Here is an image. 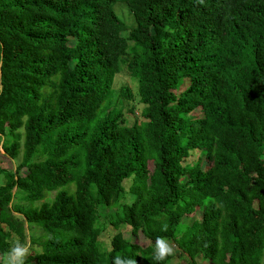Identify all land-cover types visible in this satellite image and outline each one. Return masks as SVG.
I'll use <instances>...</instances> for the list:
<instances>
[{
	"label": "trees",
	"instance_id": "16d2710c",
	"mask_svg": "<svg viewBox=\"0 0 264 264\" xmlns=\"http://www.w3.org/2000/svg\"><path fill=\"white\" fill-rule=\"evenodd\" d=\"M122 68L137 115L126 85L113 101ZM0 134L25 170L3 174L0 258L26 224L45 236L25 264H157V237L190 264H264V0H0Z\"/></svg>",
	"mask_w": 264,
	"mask_h": 264
},
{
	"label": "rangeland",
	"instance_id": "374dc122",
	"mask_svg": "<svg viewBox=\"0 0 264 264\" xmlns=\"http://www.w3.org/2000/svg\"><path fill=\"white\" fill-rule=\"evenodd\" d=\"M112 10H113L114 14L121 21H123L125 24H127L129 26H132V24L130 23L132 20V16L128 12L127 7L123 3L116 2L113 5ZM122 85H126L130 89L131 94L133 95V101H131V102L130 101H123L122 102V108H123V110H128L129 108H132L134 111V114L137 115L140 105L136 101L137 100V97L135 96L136 85H135L134 81L131 80V78L128 76V74L125 72V70L123 68L121 69L120 73H118L114 76L113 81H112V88L114 90L113 91V96H114L113 101H115V96L118 95L117 91H118L119 87ZM185 86H186V82H184L182 84L180 90H183ZM195 113L196 114L193 116L199 117L200 113H198V112H195ZM197 159L200 161L201 167L206 165V163L203 159V155L197 151H192L190 153L189 157H187V159L185 160V163L193 164V163H195V161ZM19 160H20L19 155L16 159H12L10 161L9 159H7L6 156H2V153H0V168L4 169V170H5V168L12 170L17 165ZM147 169L151 170V162H148ZM2 184H3V178H2V176H0V185H2ZM69 189H71V188H69ZM52 196H53V193H47L44 195V199L42 201L48 202L52 199ZM15 197L19 199L18 194ZM38 204L39 203H34L31 206H38ZM114 209H115L114 207L111 208L110 210L109 209H102L99 212L100 217L98 219V223H100V225L104 226L102 228V232L100 234V240L102 242H104L106 245L108 244L109 237L113 234V231L109 227L107 228V217L106 216H107V212L109 214V211H112ZM198 218H199V213L196 211L193 214V216L184 217L180 223L183 225H189L193 219H198ZM23 227H24V232H25V236H26L25 241H24L25 245H28L30 238L39 242L40 239L45 236L44 233L40 229H37L35 227H28L26 224H24ZM123 236L128 241H130L131 243L137 244L140 247H145L149 244V242L141 234L136 235V237H132L131 235L128 234L127 231H123ZM15 242H17V241H16L15 237H13L11 246H13V244ZM10 247H9V249H10ZM34 249H37V248L35 247ZM173 249H174V247H173ZM173 255H174V257L171 259V261L168 264H190V262L188 261L187 258L181 257V256L177 255V253H174ZM193 260H194L195 264H210V262L203 259L199 255H196Z\"/></svg>",
	"mask_w": 264,
	"mask_h": 264
},
{
	"label": "clouds",
	"instance_id": "9594fccd",
	"mask_svg": "<svg viewBox=\"0 0 264 264\" xmlns=\"http://www.w3.org/2000/svg\"><path fill=\"white\" fill-rule=\"evenodd\" d=\"M173 250V245L169 241L163 237H157L153 258L159 264V262L166 260L167 257L172 255ZM30 254L29 247L17 241L0 258V264H25V260ZM113 264H137V261L117 256L114 258Z\"/></svg>",
	"mask_w": 264,
	"mask_h": 264
},
{
	"label": "flooded vegetation",
	"instance_id": "af4514ba",
	"mask_svg": "<svg viewBox=\"0 0 264 264\" xmlns=\"http://www.w3.org/2000/svg\"><path fill=\"white\" fill-rule=\"evenodd\" d=\"M2 143H3V135L0 134V153H2V156H6V155L3 153V150H2ZM6 157H7V156H6ZM17 157H18V156H17ZM17 157H16V158H17ZM16 158H14V159H16ZM7 159H9L10 161L12 160V159H10V158H8V157H7ZM19 162H20V160H19ZM19 162L17 163V165H16L12 170H9L8 168H5V170L0 168V176H2V178H3V182H4V177H3V174H4V173H12V174H14V175H17L18 172H20V173L22 172V173H23V172L25 171L24 168H20L19 171L17 170V166H18ZM11 195H12V198H11V200L7 203V205H5V209H6L8 215H9L10 217H12V218H19L20 215H19L18 213L13 212V206L20 205V206H23V207H24V206H26V205H25V203H24L22 200H19L18 198L15 197V196L17 195V192H16L15 188L12 189V191H11ZM22 202H23V203H22ZM21 203H22V204H21ZM0 212H1V209H0Z\"/></svg>",
	"mask_w": 264,
	"mask_h": 264
}]
</instances>
